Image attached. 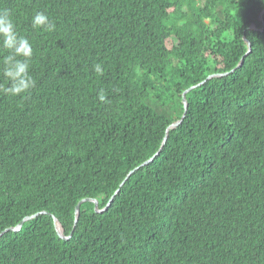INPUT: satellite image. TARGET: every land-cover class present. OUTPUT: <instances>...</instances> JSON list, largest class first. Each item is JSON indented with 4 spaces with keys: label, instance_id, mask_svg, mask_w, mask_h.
<instances>
[{
    "label": "trees",
    "instance_id": "obj_1",
    "mask_svg": "<svg viewBox=\"0 0 264 264\" xmlns=\"http://www.w3.org/2000/svg\"><path fill=\"white\" fill-rule=\"evenodd\" d=\"M263 9L0 0L32 42L37 82L26 98L0 95V233L38 213L0 235V264H264ZM36 10L54 31L31 27ZM223 73L184 94L182 122L119 188L181 117L182 93ZM118 188L101 213L82 203L72 228L78 201L100 210Z\"/></svg>",
    "mask_w": 264,
    "mask_h": 264
},
{
    "label": "clouds",
    "instance_id": "obj_2",
    "mask_svg": "<svg viewBox=\"0 0 264 264\" xmlns=\"http://www.w3.org/2000/svg\"><path fill=\"white\" fill-rule=\"evenodd\" d=\"M34 30L52 32L55 22L46 11L36 10L30 18ZM33 58L32 42L18 33L17 26L9 10L0 11V95L21 99L26 98L36 87V80L31 74ZM92 71L97 77L104 76L102 62L93 64ZM99 102H107L103 89L97 93Z\"/></svg>",
    "mask_w": 264,
    "mask_h": 264
},
{
    "label": "water",
    "instance_id": "obj_3",
    "mask_svg": "<svg viewBox=\"0 0 264 264\" xmlns=\"http://www.w3.org/2000/svg\"><path fill=\"white\" fill-rule=\"evenodd\" d=\"M263 13H264V9H263V10L258 14V16H257V19H258V21H260V22H262V14H263ZM250 28L255 29L254 24H251V25H250ZM244 41H245V43L247 44V51H246L245 54H244V56H246V55L250 52V45H249V42L246 41L245 39H244ZM242 62H243V58L240 59V61H239L238 64L236 65L235 69L239 68V67L241 66ZM232 71H234V69L231 70V72H232ZM226 74H227V73H223V74H212V75H209V76L206 77L205 80H203L202 82L198 83V84L195 85V86L189 87L188 89H186V90L182 93V99H181V102H182L183 112H182L181 117H180L177 121H175V122H173V123H171V124H169V125L167 126L159 150H158V151H157V152H156L151 158H149L148 160H146L145 162H143L142 164H140L138 167H136V168L132 169L131 171H129L128 174L125 176V178L122 180V182L119 184V188L123 186V184L126 182V180L129 178V176H130L132 173H134L135 171H137L139 168L148 165V164H149V163H150V162H151V161H152V160H153V159L159 154L161 147L163 146V144H164L165 141H166V138H167L168 132H169L170 130L176 128V127L182 122V120H183L184 117H185V113H186V109H187V103H186V100H185V96H184V94L187 93V92H188L189 90H191L192 88H194V87H196V86H198V85L204 83L205 81H207V80H209V79H211V78L220 77V76H223V75H226ZM119 188H118V189L115 191V193L109 198V200H108V202L106 203V205L104 206V208H102V209H100V210L97 208V201H96V200H93V199H82V200L78 201L77 204L75 205V208H74V220H73V227H72V228H74V226H75V224H76V222H77V219H78V216H79V206H80L82 203H85V202H91V203L93 204V206H94V207H93L94 212H95V213H101V212L105 211L106 209H108V208L110 207V205H111V203H112L114 197H115V196L118 194V192H119ZM42 214H48V213L43 212ZM37 215H38V213L23 218L22 221H21L19 224H17L15 227H11V228H7V229H5L4 231H2V232L0 233V235H1L2 233H4V232H9V231H10V232H17L18 230H20V228H21L23 222L28 221V220H30V219L36 217ZM50 216H51V218H52L53 225H54V228H55V231H56L58 237H59L60 239H63V240L68 239V238L70 237L72 231L70 232V234H69L68 237H65V236L63 235L62 227L60 226V224H59V222L57 221V219H56L54 216H52V215H50ZM72 230H73V229H72Z\"/></svg>",
    "mask_w": 264,
    "mask_h": 264
}]
</instances>
